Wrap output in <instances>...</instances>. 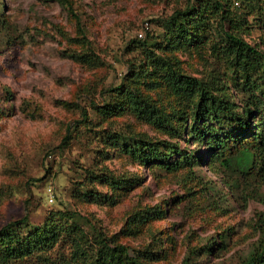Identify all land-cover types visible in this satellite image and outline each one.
Returning a JSON list of instances; mask_svg holds the SVG:
<instances>
[{
    "label": "rangeland",
    "instance_id": "1",
    "mask_svg": "<svg viewBox=\"0 0 264 264\" xmlns=\"http://www.w3.org/2000/svg\"><path fill=\"white\" fill-rule=\"evenodd\" d=\"M0 1V21H6L0 27V111L9 110L0 116V228L24 218L38 226L51 211L68 210L79 214L84 232L117 235L132 250L150 247L158 259L152 264H246L264 241V184L204 157L192 166L144 165L103 146L102 137L176 142L187 156L194 146L185 133L169 138L130 111L102 122L92 110L144 63L145 50L239 103L245 93L208 45L159 50L162 23L191 0H69L70 11L53 0ZM256 1L234 2V13L239 36L264 56V2ZM77 20L90 43L89 63L68 58L84 50ZM209 25L216 27L213 19ZM140 90L162 118L180 126L181 107L164 86ZM86 119L95 124L87 126ZM87 172L129 179L131 187L90 183ZM76 187L112 196L113 203L84 202ZM150 209L163 215L143 219ZM52 256L50 264H58Z\"/></svg>",
    "mask_w": 264,
    "mask_h": 264
},
{
    "label": "trees",
    "instance_id": "2",
    "mask_svg": "<svg viewBox=\"0 0 264 264\" xmlns=\"http://www.w3.org/2000/svg\"><path fill=\"white\" fill-rule=\"evenodd\" d=\"M53 1L70 11L69 0ZM238 1L191 0L184 9H176L162 23L163 45H159V50L164 48L177 52L208 45L211 54L223 61L231 78L239 83L242 93H245L239 103L233 97L229 100L225 95L214 94L207 83L183 74L175 63L155 56L151 50H145L144 65H139L126 83L106 90L107 102L92 106L93 113L99 121L105 122L106 118L130 111L144 123L164 129L169 138H183L185 133L186 142L192 143L194 149L187 156L185 151L178 149L176 142L172 144L147 137L128 142L120 139L123 140L120 142L114 135L102 137L105 140L103 144H106L103 146L118 149L144 165L150 163L164 169L174 165L192 166L204 157L210 162L235 167L240 173L255 177L264 184V56L238 34L241 20L234 13V2ZM2 11L3 4L0 1V17L4 16ZM262 17L264 19V15ZM211 19L214 20L215 28L209 25ZM1 25L5 26L6 21H0L3 29ZM76 31L84 50L70 53L68 58L78 63H89L86 51L90 43L78 20ZM4 46L6 50L10 49V41L5 40ZM143 67L144 70H141ZM152 72L159 74L152 76ZM140 86L149 91L164 86L181 107L176 116L180 126L176 127L168 123L165 117L162 118L149 103L148 97L143 95ZM6 95L11 96L8 92ZM5 111H0V116L9 113V110ZM85 124L92 126L95 123L86 119ZM193 153L197 156H190ZM176 155L181 156L180 159L174 163L167 162ZM93 180L115 190L131 187L128 185L131 182L129 179L120 180L105 173L87 172L85 181L93 183ZM73 192L84 202L112 201V196L88 188L76 187ZM162 212L150 209L142 212L145 215L142 217L160 218ZM26 221L24 218L0 228V264L26 259L50 264L52 254L56 255L58 264H152L158 260L157 253L148 246L132 250L118 243L117 235L107 237L95 229L84 232L81 217L73 211H51L38 226H29ZM246 264H264V241L257 246Z\"/></svg>",
    "mask_w": 264,
    "mask_h": 264
}]
</instances>
